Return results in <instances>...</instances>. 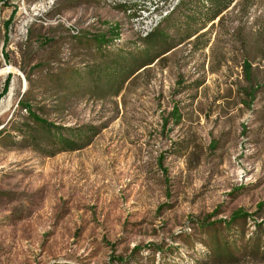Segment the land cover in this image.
<instances>
[{
    "label": "rangeland",
    "instance_id": "rangeland-1",
    "mask_svg": "<svg viewBox=\"0 0 264 264\" xmlns=\"http://www.w3.org/2000/svg\"><path fill=\"white\" fill-rule=\"evenodd\" d=\"M237 1L116 97L35 89L44 117L101 127L84 148L47 156L13 128L26 75L41 78L39 62H98L74 36H136L104 0H0V264H229L206 261L201 224L240 208L255 214L249 232L264 220V0Z\"/></svg>",
    "mask_w": 264,
    "mask_h": 264
},
{
    "label": "trees",
    "instance_id": "trees-1",
    "mask_svg": "<svg viewBox=\"0 0 264 264\" xmlns=\"http://www.w3.org/2000/svg\"><path fill=\"white\" fill-rule=\"evenodd\" d=\"M235 1L182 0L144 38L125 40L120 37L119 26L111 27V30L105 33L74 36L73 39L77 45L95 52L98 62L94 64L84 62V65L72 66L69 70L56 68L60 66H52L49 69L47 64L39 62L37 68L41 78L34 80L29 74L26 75L29 86L19 101L26 114L22 116L23 122L13 126L21 136L23 146L31 147L47 156L62 151H75L90 144L101 129L99 126H65L44 117L42 115L44 108L34 106L31 102L33 99L31 95L36 92L35 89H40L39 93L51 89H65L94 99L116 97L124 89L125 84L140 70L161 61L167 53L180 44L186 41H198L203 35L201 30L210 23L213 25V21L217 18L221 20L223 12ZM113 7L122 8L128 19L135 14L128 13V8L135 7L132 4H120ZM56 41V39H47L45 43ZM56 69L64 70L61 72L64 78L55 74ZM43 78L50 79V83H54L55 86L46 89L42 88V85L38 86L36 82L42 83ZM174 113L177 115L178 123L180 114L176 109ZM3 132H5L4 137L9 136V131H4L0 123V137L3 136ZM10 138V143L14 145L18 143L15 136L10 135ZM254 215L240 208L233 211L228 220L220 219L201 224V229L206 231L204 240L207 248V252L204 253L206 261L237 264L246 255L264 259V220L260 222L251 220L254 222V230L249 232L248 223ZM139 248L136 247L134 251ZM116 260L127 263L124 258H116ZM204 263L206 262L201 264Z\"/></svg>",
    "mask_w": 264,
    "mask_h": 264
},
{
    "label": "bare ground",
    "instance_id": "bare-ground-1",
    "mask_svg": "<svg viewBox=\"0 0 264 264\" xmlns=\"http://www.w3.org/2000/svg\"><path fill=\"white\" fill-rule=\"evenodd\" d=\"M106 1L108 4L110 5H120V4H132L135 5L134 9L132 6V10L130 8H128V13L130 12H134L132 15V17H130L129 22H130V30L134 33V35L136 36V38H144L146 36H148L163 20V18L165 16H167L169 13H171L176 6L182 1V0H177L172 2V4L169 7V10H163L162 13L159 15L158 17V22H157V26H151V29L148 32H142L141 31V27L138 26L137 24V19H140L143 15V10H145V14H153L154 12H157L159 10V7L161 6V4L163 2L166 1H170V0H104ZM142 2V3H139ZM141 4V5H140ZM139 5V6H138ZM129 6V5H128ZM131 6V5H130ZM121 36V32L119 33Z\"/></svg>",
    "mask_w": 264,
    "mask_h": 264
},
{
    "label": "built area",
    "instance_id": "built-area-1",
    "mask_svg": "<svg viewBox=\"0 0 264 264\" xmlns=\"http://www.w3.org/2000/svg\"><path fill=\"white\" fill-rule=\"evenodd\" d=\"M174 1L177 0L163 2L159 7V10L157 12H154L153 14H145V10H143L142 17L140 19H137V24L139 27H141V31L145 33L151 29V26H157L159 15L162 13L163 10H169L170 5ZM53 2L54 0H50V3Z\"/></svg>",
    "mask_w": 264,
    "mask_h": 264
},
{
    "label": "crops",
    "instance_id": "crops-1",
    "mask_svg": "<svg viewBox=\"0 0 264 264\" xmlns=\"http://www.w3.org/2000/svg\"><path fill=\"white\" fill-rule=\"evenodd\" d=\"M236 2H237V0L235 1V3H236ZM233 3H234V2H233ZM233 3H232V4H233ZM232 4H231V5H232ZM225 11H226V10H225ZM225 11H224V12H225ZM224 12H223V14H224ZM217 19H219V18H217ZM217 19H216V20H217ZM216 20H215V21H216ZM215 21H213V22H215Z\"/></svg>",
    "mask_w": 264,
    "mask_h": 264
}]
</instances>
